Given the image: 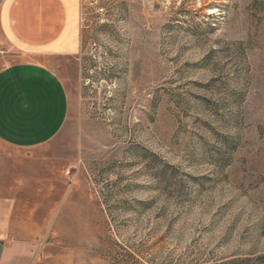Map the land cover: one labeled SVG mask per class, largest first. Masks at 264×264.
<instances>
[{
    "label": "rangeland",
    "instance_id": "obj_1",
    "mask_svg": "<svg viewBox=\"0 0 264 264\" xmlns=\"http://www.w3.org/2000/svg\"><path fill=\"white\" fill-rule=\"evenodd\" d=\"M99 3L55 61L73 205L27 263L264 264V0Z\"/></svg>",
    "mask_w": 264,
    "mask_h": 264
},
{
    "label": "crops",
    "instance_id": "obj_2",
    "mask_svg": "<svg viewBox=\"0 0 264 264\" xmlns=\"http://www.w3.org/2000/svg\"><path fill=\"white\" fill-rule=\"evenodd\" d=\"M83 2L0 0V264H28V240L73 205L69 157L49 145L70 114L55 61L81 53Z\"/></svg>",
    "mask_w": 264,
    "mask_h": 264
},
{
    "label": "built area",
    "instance_id": "obj_3",
    "mask_svg": "<svg viewBox=\"0 0 264 264\" xmlns=\"http://www.w3.org/2000/svg\"><path fill=\"white\" fill-rule=\"evenodd\" d=\"M104 12H105L104 7L99 3V0H89L87 3H83L80 12V22L82 28L85 27V23L87 22V16L89 14L94 13L100 16L103 15ZM88 47L90 50H95L96 42L90 40V42L88 43Z\"/></svg>",
    "mask_w": 264,
    "mask_h": 264
}]
</instances>
